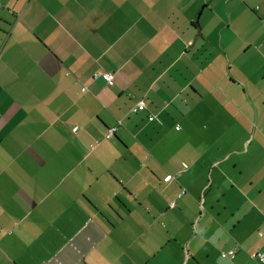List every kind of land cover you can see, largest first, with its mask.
I'll return each instance as SVG.
<instances>
[{
	"label": "crops",
	"instance_id": "0c3cea01",
	"mask_svg": "<svg viewBox=\"0 0 264 264\" xmlns=\"http://www.w3.org/2000/svg\"><path fill=\"white\" fill-rule=\"evenodd\" d=\"M263 180L264 0H0V264H256Z\"/></svg>",
	"mask_w": 264,
	"mask_h": 264
},
{
	"label": "built area",
	"instance_id": "2783aa9c",
	"mask_svg": "<svg viewBox=\"0 0 264 264\" xmlns=\"http://www.w3.org/2000/svg\"><path fill=\"white\" fill-rule=\"evenodd\" d=\"M95 78L101 77L103 80L107 83H110L113 80V75L112 74H96L94 76ZM82 91H86L85 88L82 89ZM147 107L144 101H139L133 108L132 112L134 114H139V113H146ZM149 122L153 121V117L149 116L148 117ZM179 129V128H178ZM77 131V128L73 130V132ZM116 129H111L108 130L106 138L110 139L114 136ZM181 195H179L180 197ZM171 207L174 206V203L170 205ZM237 249L231 250L228 253L222 254V258H229L233 259L235 256ZM251 259L256 263V264H264V252L262 251H257L254 254L251 255Z\"/></svg>",
	"mask_w": 264,
	"mask_h": 264
},
{
	"label": "rangeland",
	"instance_id": "374dc122",
	"mask_svg": "<svg viewBox=\"0 0 264 264\" xmlns=\"http://www.w3.org/2000/svg\"><path fill=\"white\" fill-rule=\"evenodd\" d=\"M120 147V146H119ZM264 183V180H263ZM264 196V195H263ZM257 203H261L264 205V197L262 199H259V201H257ZM241 210L239 212V218H242V222H243V229L244 230H248L252 229L254 230L258 221V214L256 211H252L250 210L248 205H241ZM238 235H242L240 234V232H238ZM237 249V248H235ZM234 250V249H233ZM223 259H229V258H223Z\"/></svg>",
	"mask_w": 264,
	"mask_h": 264
}]
</instances>
